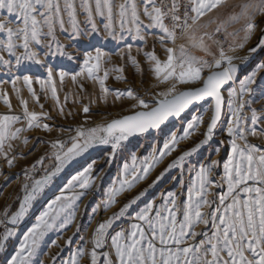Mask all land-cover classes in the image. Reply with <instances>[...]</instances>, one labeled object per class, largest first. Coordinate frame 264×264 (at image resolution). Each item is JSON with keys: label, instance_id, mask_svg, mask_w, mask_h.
Segmentation results:
<instances>
[{"label": "snow or ice", "instance_id": "6c2138e0", "mask_svg": "<svg viewBox=\"0 0 264 264\" xmlns=\"http://www.w3.org/2000/svg\"><path fill=\"white\" fill-rule=\"evenodd\" d=\"M220 9H227L224 19L216 16L203 22L204 17ZM0 12L6 13L0 16V66L12 72L25 61H30L46 72V79L25 74L14 75L10 81H4L11 83L23 109L22 117L15 114L0 115V157L6 160L9 167L13 166L16 159L15 156L9 158L13 142L20 140L24 146L28 144V138L23 137L22 133L33 128L51 131L48 124L40 123L42 117H51L47 113L29 111L28 101L20 97L17 84L22 81L27 85L32 98L39 103V97L32 88L35 81L42 92L50 90L52 98L60 105L56 77L62 84L70 73L62 68L57 71L47 63V58L66 56L72 60L74 57L66 52L67 45L59 40L57 30L67 33L70 40L102 34L105 40L121 41L131 36L133 40L146 41L148 34L145 28L159 29L162 33L159 36L161 44L171 41L175 45L177 39L187 42L181 43L178 48H165L167 59L164 61L157 57L154 50L145 53L156 81L153 87L164 86L163 90L153 93L151 103L131 89L111 90L105 86L112 71L123 72V68H105L109 53L100 47L83 52L82 67L79 72L71 74V80L76 83L78 77L86 76L99 83L103 97L113 94L117 100L127 97L134 101L129 109L130 114L95 127L77 128L75 135L70 137L71 146L66 150L64 141H52L51 148L56 150L53 153L57 162L55 168L51 172L46 171L31 186H23L24 196L19 210L9 220L12 225L24 218L32 202L66 165L89 149L97 145H110L112 152L109 155L112 156L132 136L149 133L150 130L169 135L163 149H154L141 167L137 168L135 156L132 157L131 167L124 165L122 178L117 181L119 187L114 185L109 189L104 206L107 211L117 203V196L130 191L144 180L164 156L175 151L179 140L187 139L205 122L202 116H192L183 136L179 138L175 132H165L162 126H166L170 118H179L195 102L206 97L214 98V111L202 134L203 139L179 155L165 172L182 168L185 158L208 145L215 135L224 102L222 89L237 79L238 66L233 61L249 59V56L237 57L228 55V52L243 49L257 28H260L262 35L256 47L249 49V53L264 48V27H260L264 24V0H242L233 4H229V0H78V3L77 0H0ZM80 13H83V21L78 18ZM257 17L262 19L258 21ZM237 24L239 28L228 31L229 27ZM211 25L216 26L209 31ZM221 34L225 41L231 38L227 51L224 44L216 39ZM35 46L44 50L43 58ZM189 48L197 49L203 55L197 56ZM127 51L131 52V45H128ZM130 59L139 68L136 59ZM260 69H264V64L258 65L256 71L240 79L239 89H228L231 119L227 122L226 132L231 138V152L223 164L224 174L220 182L213 184L210 179L219 161L201 164L195 180L187 189L185 201L178 203L175 192H168L167 195L162 193L159 206L155 200L146 203L132 217L134 222L129 228L116 231L109 237V229L114 222L129 214V209L147 194V189L141 190L124 203L118 212L98 223L91 237L92 248L88 253L90 264H98L101 257L103 264H264V147L248 141L249 136H264V109L258 111L251 107L254 92L251 85L256 83L257 71ZM101 72L103 76L99 75ZM121 78L116 76L117 80ZM80 88L83 90V85ZM260 95L264 98V88H261ZM0 99L11 109L6 92L0 91ZM40 107L43 108V105ZM246 107L249 109L248 114L244 111ZM60 111L62 114V107ZM89 111L88 106L83 107L84 113ZM17 124L25 126L15 127ZM215 151L219 155V148ZM44 159L41 157L37 164L43 165ZM95 164L92 161L67 181L60 194L36 217V222L24 234L19 249L7 264H31L40 242L51 230L57 226L66 229L75 221V205L87 195L94 183L90 177ZM164 175L162 172L149 187L155 186ZM25 177L30 178L27 170ZM172 179L177 180V177ZM179 183L183 187L182 173ZM224 185L227 186L225 194L209 199L212 195L210 187L223 188ZM77 188L82 191H76ZM68 192L71 195H67ZM96 210L93 208V213ZM5 216L7 218V212ZM199 225H204V229L196 231ZM12 235L14 230L8 228L0 237V252L4 251L5 242ZM68 243H71V238ZM51 244L58 246L55 240ZM106 247L109 251H98ZM84 255L85 251L78 249L69 264H80Z\"/></svg>", "mask_w": 264, "mask_h": 264}, {"label": "rangeland", "instance_id": "374dc122", "mask_svg": "<svg viewBox=\"0 0 264 264\" xmlns=\"http://www.w3.org/2000/svg\"><path fill=\"white\" fill-rule=\"evenodd\" d=\"M240 2H242V0H229V4ZM5 14L4 12H0V16ZM226 14L227 9L214 11L204 17L203 22H207L210 18L216 16H219L220 19H224ZM78 18L83 21V13H80ZM261 19L262 18L257 17L258 21ZM145 23H147V21H145ZM215 26L216 25H211L209 31L215 28ZM239 27V24L233 25L228 28V31L231 32L234 28ZM260 27H264V24H261ZM144 31L148 34L146 41L133 40L131 36H126V39L121 41H113L111 39L105 40L102 34L93 35L92 37L83 36L79 39L70 40L67 33H61L57 30L59 40L61 43L67 45L66 52L71 53L74 57L72 60H68L66 56H49L47 58V63L54 66L57 71L62 68L70 73L62 84L59 81V77H56L57 94L60 99L59 106L52 98L51 91L49 90L47 93L42 92L40 85L35 83V81L32 84V88L39 97V103L32 98L27 85L23 84L22 81L17 84V87L20 89V97L28 101L29 111L47 113L48 116L51 117L50 119L42 117L40 120L41 124H48L51 131H44L42 128H33L22 133L23 137L28 138V144L24 146L20 140L13 142V151L9 153V158L15 156L16 159L13 161L12 167H9L6 160L0 157L1 237L5 230L10 228L8 222L11 215L19 210V205L24 196L23 186L25 184L31 186L35 180L41 179L46 174V171L51 172L54 170L57 162L53 156L56 150L51 148L52 141L56 139L64 141L66 150L67 147L71 146L70 137L75 135V130L77 128L83 127L87 129L95 127L97 124H106L112 119L130 114L129 109L134 101L127 97H121L117 100L113 94L103 97L99 83L87 79L86 76L78 77L76 83L71 80V74L79 72L82 67L83 52L93 51L94 48L100 47L106 53L110 54V58H106L105 60V68H123V72L112 71L108 80L105 82V86L111 90L119 89L124 91L126 89H131L149 103H151L154 92L163 90V85L159 88L153 87L156 81L150 71L151 62L146 57L145 53H152L154 50L157 57L161 61H164L167 59L165 48H178L181 43L187 42L177 39L175 45H173L171 41H166L164 44H161L159 36L162 35V33L159 29L145 28ZM242 35L243 33H241V36ZM261 35L260 28H257L252 38L243 49L238 48L235 52H228V55L237 57L248 56V54H250L249 49L256 47ZM230 43L231 38L227 40V45L229 46ZM128 45H131L130 53L127 51ZM213 49L215 50V45H213ZM35 50L39 51L43 58L44 50L39 46H35ZM189 51L197 56L203 55V53L197 49L189 48ZM4 55L7 58V54L4 53ZM121 55L123 59H121ZM130 57L136 59L139 68L132 64ZM240 61L242 60L233 62H237L240 65V79H243L246 75H250L253 71H256L258 65L264 64V48H260L253 58L248 61ZM25 69H29L30 71H25ZM25 74L46 79V72L44 69L30 61H25L19 69L14 68L12 72L0 66V91L7 93V97L11 104V109H9L8 106L5 105L3 99H0V115L15 114L21 117L23 116L20 98H18L16 92L13 90L11 83H4V81H10L14 75ZM99 75L103 76V72ZM118 75L122 77L120 80L116 79ZM80 85H83V90H81ZM229 87L239 89V81L236 85L229 84L223 90L225 99L224 112L217 124L212 141H210L208 145L202 147L197 153L185 158L182 168H172L170 171L165 172L167 166L179 155H182L184 151L190 150L195 142L203 139L202 134L206 131V124L210 122V118L214 111L213 103L207 102L190 111L178 121L164 126L165 132L169 134L175 132L179 138L183 136L184 129L187 128V123L191 120L192 116H202L205 122L193 131L187 139L179 140L175 151H173L171 155L164 156L160 163L155 165L144 180H141L130 191L123 192L117 196V203L109 207L107 211L104 210V206L105 201L108 199L109 189L114 185L119 187L117 181L122 178L124 165L128 164L131 167L133 164L132 157L135 156L137 168L141 167L142 162L146 158L151 157L154 149H163L164 141L169 138V135H164L158 130H152L149 133L129 138L127 141L123 142V146L116 151L113 158H110L109 155L112 152L110 145H97V150L86 159L78 161L75 164L71 162L66 165L63 171L54 177L52 182L37 196L24 218L17 223L14 229V235L5 243L4 251L0 252V264H7L11 256L15 255L24 239V234L36 222V217L46 209L48 203L53 200L56 195L60 194L61 189L64 188L67 181L73 175H76L77 172L82 171L83 168L92 161L96 162L90 177L94 183L91 188L88 189L87 195L83 196L75 205V221L66 229L62 230L57 226L55 229L51 230L40 242L36 255L32 257L31 264H69L71 257L78 249H83L85 251V255L80 259V264H90V256L88 253L92 248L91 237L98 223L107 220L113 213L118 212L124 203L128 202V200L144 189H147V194L142 197L136 205H133V207L129 209V214L114 222L113 227L109 229V237L114 235L116 231L129 228L134 222L132 217L140 208H143L146 203L155 200L157 206H159L162 193L167 195L168 192H175L178 197V203L185 201L187 199V189L190 183L195 180L196 172L199 170L201 164L210 163L211 160L219 161L218 167L214 170L212 177H210L213 184L219 183L220 177L224 174L223 164L226 162L231 152V138L226 132L227 122L231 119V114L228 109ZM251 87L254 90L251 107L256 108L258 111L264 109V98L260 95L261 88H264V69L257 71L256 83L251 85ZM65 97H67V100H65ZM245 99H248V97H245ZM40 105H43V108H41ZM84 106L89 107V113L86 114L83 112ZM61 107L63 108L62 114L60 111ZM244 111L246 114L249 113L247 107ZM22 126L25 125H15V127ZM221 141H223V143H220ZM248 141L249 143L264 147V136H249ZM217 148H219V155H217L215 151ZM41 157H45L43 165L37 164V161ZM33 165H36L35 168H33ZM25 170L28 171L30 177L28 179L25 177ZM162 172L165 173L163 178L156 182L155 186L149 187L156 181V178ZM181 173L183 187H181L179 183ZM172 177H177V180H173ZM97 188L99 189L100 195L91 196L90 192L96 191ZM76 191L82 190L77 188ZM210 192L212 195L209 196V199H213L214 197L225 194L227 192V186L224 185L223 188L210 187ZM66 194L71 195V192ZM93 208L97 209L95 213L92 211ZM202 211L210 210L203 209ZM6 212L8 213L7 218L5 216ZM62 219L63 216L61 217V220ZM59 223L60 221L58 220L57 225H59ZM202 229H204V225H199L196 231H201ZM69 238H71V243H68ZM53 240L56 241L58 246H52L51 241ZM98 251H109V248L106 247ZM98 264H103V257L100 258Z\"/></svg>", "mask_w": 264, "mask_h": 264}, {"label": "bare ground", "instance_id": "6f19581e", "mask_svg": "<svg viewBox=\"0 0 264 264\" xmlns=\"http://www.w3.org/2000/svg\"><path fill=\"white\" fill-rule=\"evenodd\" d=\"M260 48H258L257 49V51L259 50ZM257 51L256 52H253V53H250V54H248V56H249V59H251V58H253V56L257 53ZM248 59V60H249ZM247 60V61H248ZM234 61H236V60H234ZM240 62H245V61H240ZM237 66H238V72H237V79H236V81L235 82H229V84H238V81L240 80V77H241V74H240V68L241 67H239L240 65L236 62L235 63ZM137 136V135H136ZM136 136H132V137H130V138H133V137H136ZM97 150V146H95V147H93V148H91V149H89L88 150V152H86V153H84L82 156H79V157H77L75 160H73L72 161V163L73 164H75V163H77L78 161H81V160H84V159H86L88 156H90L93 152H95ZM110 158H113V155L112 156H110ZM112 160V159H111ZM97 192V193H96ZM93 195H100V192H99V189L97 188V190L96 191H94V194ZM9 223V222H8ZM17 225V224H16ZM16 225H12L11 223H9V226H10V228L11 229H15L16 228ZM11 237V236H10ZM9 237V238H10ZM8 238V239H9ZM7 242V241H6ZM5 242V243H6Z\"/></svg>", "mask_w": 264, "mask_h": 264}, {"label": "water", "instance_id": "95a60500", "mask_svg": "<svg viewBox=\"0 0 264 264\" xmlns=\"http://www.w3.org/2000/svg\"><path fill=\"white\" fill-rule=\"evenodd\" d=\"M229 84L225 85L224 88L222 89V95L224 97V93H223V90L228 86ZM207 102H212L213 103V106H215V101H214V98H211V97H206L204 100L202 101H199V102H195L193 105H190L188 109L185 110L184 113L181 114V116L179 118H170V122H167L166 125L170 124V123H174L176 121H178L181 117H183L184 115H186L187 113H189L190 111L196 109L197 107H199L200 105L204 104V103H207ZM224 103H225V99H224V102L222 104V109H221V116H220V119L222 118V115H223V112H224ZM219 122V121H218ZM218 124V123H217ZM164 127V126H162ZM152 131V130H150ZM35 214V213H34Z\"/></svg>", "mask_w": 264, "mask_h": 264}, {"label": "built area", "instance_id": "2783aa9c", "mask_svg": "<svg viewBox=\"0 0 264 264\" xmlns=\"http://www.w3.org/2000/svg\"><path fill=\"white\" fill-rule=\"evenodd\" d=\"M217 39H219V40L221 41V43L224 44L225 51H227V49H228V45H227V41L224 40L223 35H219V36L217 37ZM93 194H94V192H90V195H91V196H92Z\"/></svg>", "mask_w": 264, "mask_h": 264}, {"label": "trees", "instance_id": "16d2710c", "mask_svg": "<svg viewBox=\"0 0 264 264\" xmlns=\"http://www.w3.org/2000/svg\"><path fill=\"white\" fill-rule=\"evenodd\" d=\"M0 237H1V229H0Z\"/></svg>", "mask_w": 264, "mask_h": 264}]
</instances>
